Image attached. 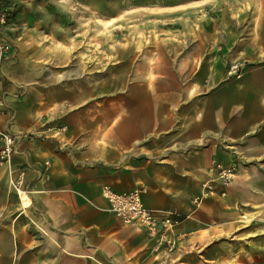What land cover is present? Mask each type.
Returning <instances> with one entry per match:
<instances>
[{
  "label": "rangeland",
  "instance_id": "1",
  "mask_svg": "<svg viewBox=\"0 0 264 264\" xmlns=\"http://www.w3.org/2000/svg\"><path fill=\"white\" fill-rule=\"evenodd\" d=\"M0 7L8 8L0 34L10 43L0 90L9 100L16 101L21 93L28 97L44 134L64 140L76 132L90 133L96 146H118L128 136L121 131L113 138L119 114L148 100L161 123L147 138L138 136L123 148L127 163H163L169 158L167 150H223L222 157H210L207 176L218 177L226 168L234 175L227 184L215 179L217 193L203 201L226 196L228 190L229 196L246 200L236 204L232 220L215 227L212 254L204 253L209 243L197 247L192 239L190 245H181L187 257L175 253L158 262L264 264V78L258 86L261 106L254 109L247 107L244 95L229 89L237 82L245 84L251 72H264V0H0ZM235 63L239 77L229 74ZM12 85L17 90L4 88ZM156 86L178 92L163 96L153 91ZM131 90H137L136 100L129 98ZM161 97L178 105L161 108ZM207 101L212 104L210 116ZM43 115H53L56 123L42 121ZM204 119L210 128L193 136V126ZM178 134L188 139L183 142ZM10 193L15 194L9 180L0 188V244L11 249L9 230L16 235L39 230L27 216L14 220L19 200ZM187 213L184 218L193 214ZM18 241L22 243L19 236ZM32 244L30 236L23 243L27 251H19L15 261L11 251H0V264L4 256H9L5 264H39ZM42 264L49 262L44 258Z\"/></svg>",
  "mask_w": 264,
  "mask_h": 264
},
{
  "label": "crops",
  "instance_id": "2",
  "mask_svg": "<svg viewBox=\"0 0 264 264\" xmlns=\"http://www.w3.org/2000/svg\"><path fill=\"white\" fill-rule=\"evenodd\" d=\"M260 77L264 78V72H251L245 77V84L237 82L229 88L234 89L239 97L244 95L245 104L250 109L261 106L258 89ZM4 88L17 90L14 85ZM155 88L153 91L162 92L163 96L164 93L178 92V88L170 86ZM140 91L145 94L142 88ZM137 93V90H131L129 98L136 100ZM161 99V108L178 105V102L172 103V98ZM152 103L146 100L141 108L136 106L132 112L119 114L113 138H117L121 131H127V140L118 142V146L105 148L96 146L93 139L90 140L93 136L90 133L76 132L66 135L64 140L44 134L45 129L40 126L42 122L37 117L35 107L30 105L29 98L21 93L15 101L9 100L6 95L7 114L3 116V124L8 125L11 131H33L36 135L30 140H20L11 163L0 167V188L4 190L8 181L22 169L30 189V204L21 206L19 202V211L14 220L22 215L27 216L39 232L29 234L19 231L16 235L11 229V249L9 245L1 243L0 251L7 254L11 251V259L15 261L19 251H27L23 243L32 236L33 258L35 262L38 255L39 264L44 258L49 264H161L158 258L163 260L175 253L187 257L181 245H190L192 239H195L197 247L209 243L204 253L212 254L216 250V243H210L215 242L217 237L215 227L222 228L232 220L236 204L240 206L246 198L238 200L229 196L228 190L226 196L208 197L192 215L183 217L191 197L200 190L202 179L210 178L207 176L209 160L212 154L221 156L223 150L219 148L208 147L188 151L187 154L167 150L165 153L169 158L163 163H149L142 159H130L127 163L123 148L134 144L138 136L147 138L153 128L161 123L158 121L159 113L151 107ZM204 105L206 110H210L207 113L210 116L211 102L207 101ZM136 110L139 112L136 113ZM53 118V115H43L42 121L50 119L51 123H56L52 121ZM206 119L195 123L193 136L210 128ZM176 137L183 142L188 139L180 134ZM103 185L118 192L142 187V200L146 207L159 212H174L173 218L179 219L173 231L177 240L174 251L171 254L161 250L154 252L153 243L142 228L125 224L114 216L101 193ZM14 196L17 197L10 193V197ZM18 236L22 243H19ZM8 259L9 256H4L2 263L5 264Z\"/></svg>",
  "mask_w": 264,
  "mask_h": 264
},
{
  "label": "built area",
  "instance_id": "3",
  "mask_svg": "<svg viewBox=\"0 0 264 264\" xmlns=\"http://www.w3.org/2000/svg\"><path fill=\"white\" fill-rule=\"evenodd\" d=\"M7 9V7H0V23L2 24L8 16ZM9 47V41L0 34V80L3 77L2 61ZM229 74L240 76V67L238 63L230 66ZM6 114V95L0 90V167L8 166L11 163L14 154L17 152V145L20 140L23 138L30 140L36 135L33 131H11L8 125L3 124V116ZM46 165L47 162H45V167ZM233 175L234 173L231 171V168H226L220 170L218 177L208 178L203 181L199 193L191 198V205L187 208V214L193 213L205 197L217 193L215 179H219L223 184H227ZM10 185L20 203L22 193L29 196L30 189L24 180L22 169H19L16 177L10 179ZM143 191L144 188L142 187H136L129 191L122 192L115 191L108 185H103L101 187V193L103 197L107 199L110 211L113 215L118 217L125 224L142 228L147 238L153 242V250L163 248L167 251H171L175 249L177 240L173 231L178 220L173 218L174 212H159L155 209L146 207L142 200Z\"/></svg>",
  "mask_w": 264,
  "mask_h": 264
},
{
  "label": "bare ground",
  "instance_id": "4",
  "mask_svg": "<svg viewBox=\"0 0 264 264\" xmlns=\"http://www.w3.org/2000/svg\"><path fill=\"white\" fill-rule=\"evenodd\" d=\"M21 206H28L30 204V199L27 194L22 193L21 194Z\"/></svg>",
  "mask_w": 264,
  "mask_h": 264
}]
</instances>
